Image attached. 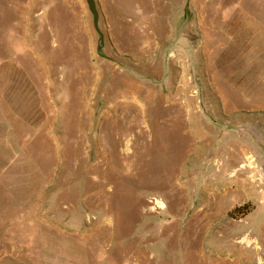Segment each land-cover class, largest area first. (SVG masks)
Wrapping results in <instances>:
<instances>
[{"label":"rangeland","instance_id":"374dc122","mask_svg":"<svg viewBox=\"0 0 264 264\" xmlns=\"http://www.w3.org/2000/svg\"><path fill=\"white\" fill-rule=\"evenodd\" d=\"M96 3L0 0V264H264V0Z\"/></svg>","mask_w":264,"mask_h":264},{"label":"water","instance_id":"95a60500","mask_svg":"<svg viewBox=\"0 0 264 264\" xmlns=\"http://www.w3.org/2000/svg\"><path fill=\"white\" fill-rule=\"evenodd\" d=\"M85 1H86L88 8H89V11L93 17L94 27H95L97 33L99 34V46H98V48H100L104 44L105 35H104L103 31L101 30L100 25H99L100 14L98 11L97 3H96V0H85Z\"/></svg>","mask_w":264,"mask_h":264},{"label":"crops","instance_id":"0c3cea01","mask_svg":"<svg viewBox=\"0 0 264 264\" xmlns=\"http://www.w3.org/2000/svg\"><path fill=\"white\" fill-rule=\"evenodd\" d=\"M250 172V171H249ZM247 173V179L245 178V180H244V184L246 185V187H248V188H252V187H254L255 185H257V186H260V183L259 182H256L257 180H256V175H255V177H252V178H250V173ZM261 184H263V182H261ZM258 208V206L257 207H254V209L256 210Z\"/></svg>","mask_w":264,"mask_h":264},{"label":"trees","instance_id":"16d2710c","mask_svg":"<svg viewBox=\"0 0 264 264\" xmlns=\"http://www.w3.org/2000/svg\"><path fill=\"white\" fill-rule=\"evenodd\" d=\"M248 209H249V206H242V207L240 208V210H244V212H242L241 215L244 216V215L249 214L250 211H249Z\"/></svg>","mask_w":264,"mask_h":264}]
</instances>
